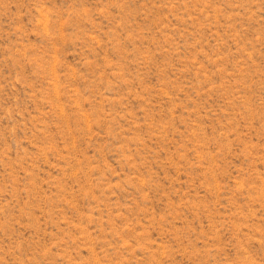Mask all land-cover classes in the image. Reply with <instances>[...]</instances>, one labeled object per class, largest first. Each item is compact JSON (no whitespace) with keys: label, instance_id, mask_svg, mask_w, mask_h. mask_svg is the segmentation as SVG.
I'll use <instances>...</instances> for the list:
<instances>
[{"label":"rangeland","instance_id":"1","mask_svg":"<svg viewBox=\"0 0 264 264\" xmlns=\"http://www.w3.org/2000/svg\"><path fill=\"white\" fill-rule=\"evenodd\" d=\"M0 264H264V0H0Z\"/></svg>","mask_w":264,"mask_h":264}]
</instances>
